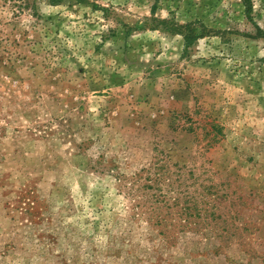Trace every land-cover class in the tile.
<instances>
[{
    "label": "rangeland",
    "instance_id": "1",
    "mask_svg": "<svg viewBox=\"0 0 264 264\" xmlns=\"http://www.w3.org/2000/svg\"><path fill=\"white\" fill-rule=\"evenodd\" d=\"M0 264H264V0H0Z\"/></svg>",
    "mask_w": 264,
    "mask_h": 264
}]
</instances>
